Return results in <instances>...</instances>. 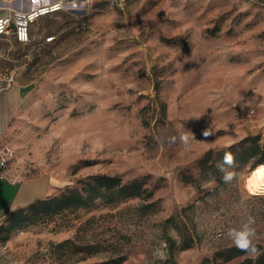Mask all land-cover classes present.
<instances>
[{
    "label": "rangeland",
    "instance_id": "rangeland-1",
    "mask_svg": "<svg viewBox=\"0 0 264 264\" xmlns=\"http://www.w3.org/2000/svg\"><path fill=\"white\" fill-rule=\"evenodd\" d=\"M64 1L63 12L31 27L45 29L37 41L0 63L26 89L7 169L44 180L50 196L99 174L143 179L153 196L100 202L70 217V229L57 220L25 227L0 245V264H61L53 247L79 227L82 242L107 250L80 264L115 251L123 264L241 263L215 255L234 246L227 230L248 216L254 243L264 245L262 165L251 171L264 153L223 171L216 153L246 137L260 136L264 147V9L241 0H129L119 13L108 0ZM81 22L88 28L75 32ZM50 34L57 40L44 44ZM186 131L187 147L179 141Z\"/></svg>",
    "mask_w": 264,
    "mask_h": 264
},
{
    "label": "trees",
    "instance_id": "trees-1",
    "mask_svg": "<svg viewBox=\"0 0 264 264\" xmlns=\"http://www.w3.org/2000/svg\"><path fill=\"white\" fill-rule=\"evenodd\" d=\"M166 106L163 105V111H166ZM260 136L246 137L237 144H234L227 149L218 151V161L222 167L226 165H234L235 163H246L250 157L259 156L264 153V147L260 145ZM229 154L231 163H225V155ZM214 156V152H208L202 162ZM264 165V157H259L252 165L251 171L258 166ZM79 187L69 188L61 192L59 195L48 196L36 199L25 207L14 210L2 223H0V245L9 244L12 233H22L25 227L37 224H50L54 221H59L65 229H70L73 226L69 225L70 217L75 216L82 210L89 211L95 208L100 202L108 205L120 203L122 201L133 198H151L153 192H150L144 184L143 179H136L131 182H123L119 176L110 175H94L85 178L79 182ZM174 217L168 218L165 225V232L168 231L167 226L174 223ZM89 223V220L85 225ZM84 225V226H85ZM174 228H178L176 225ZM81 227L76 230V234L72 239H67L59 244L54 245L53 254L61 264H80L91 258H95L103 254L106 249L100 244L82 242L80 231ZM166 242L171 248L175 240L168 236ZM193 242V241H189ZM190 246V243L183 245L185 249ZM259 254L255 257L240 251L235 246L219 251L215 255V259H221L229 262L231 260L244 257V260L239 264H264V245L256 244ZM125 258L121 253L115 251L114 255L106 257L100 262L94 264H123Z\"/></svg>",
    "mask_w": 264,
    "mask_h": 264
},
{
    "label": "crops",
    "instance_id": "crops-1",
    "mask_svg": "<svg viewBox=\"0 0 264 264\" xmlns=\"http://www.w3.org/2000/svg\"><path fill=\"white\" fill-rule=\"evenodd\" d=\"M48 1L50 0H0V19L7 17L10 10L28 11ZM241 1L264 9V0ZM40 31H45V29L42 30L41 28L34 27L31 30L33 42L37 41L36 39L39 37ZM45 37L47 36L43 37V41ZM1 40L5 41L6 39ZM9 40L12 42L9 47L5 45L0 46V63L10 58L14 61V59H17L15 57L19 56L15 51L26 48L18 44L13 36L6 41ZM0 69L13 72L16 75L14 70L3 69L1 67ZM18 81L16 77L15 85L8 92L0 96V142L5 144L8 141L11 122L26 90L25 86L21 85ZM52 194V187L46 184L44 180L24 181L19 176H16L13 168L0 171V222L5 220L14 210L25 207L36 199L48 197Z\"/></svg>",
    "mask_w": 264,
    "mask_h": 264
},
{
    "label": "built area",
    "instance_id": "built-area-1",
    "mask_svg": "<svg viewBox=\"0 0 264 264\" xmlns=\"http://www.w3.org/2000/svg\"><path fill=\"white\" fill-rule=\"evenodd\" d=\"M110 8L119 13H126L129 9V0H108ZM63 0H50L39 4L28 11L10 10L9 15L0 19V39L14 37L18 44L29 46L32 42L31 27L46 17L59 14L65 10ZM85 22L74 26L75 32L87 29ZM57 40L53 34L44 38V44H51ZM16 83V76L13 72L0 69V96L8 92ZM15 155L14 150L5 143L0 142V171L7 170ZM6 249V246L5 248Z\"/></svg>",
    "mask_w": 264,
    "mask_h": 264
},
{
    "label": "clouds",
    "instance_id": "clouds-1",
    "mask_svg": "<svg viewBox=\"0 0 264 264\" xmlns=\"http://www.w3.org/2000/svg\"><path fill=\"white\" fill-rule=\"evenodd\" d=\"M210 133L205 130L203 132L204 137H208ZM193 134L190 131H186L181 133L179 136V141L187 147L190 143V139ZM225 163H231L229 158V154L225 155ZM221 170L223 171V167L221 166ZM233 177V173L225 172L223 179L224 181L230 182ZM255 220L253 217L248 216L244 220L241 221L238 227H232L227 230V237L232 241L234 246L242 252L247 253L248 255L255 257L259 254V250L254 243V239L256 237V229L254 227Z\"/></svg>",
    "mask_w": 264,
    "mask_h": 264
},
{
    "label": "bare ground",
    "instance_id": "bare-ground-1",
    "mask_svg": "<svg viewBox=\"0 0 264 264\" xmlns=\"http://www.w3.org/2000/svg\"><path fill=\"white\" fill-rule=\"evenodd\" d=\"M256 188L264 193V165H262L258 172V177L256 180Z\"/></svg>",
    "mask_w": 264,
    "mask_h": 264
}]
</instances>
